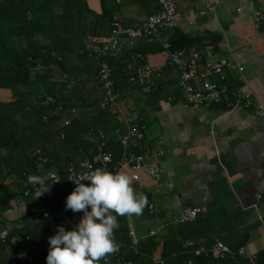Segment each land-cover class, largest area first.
Listing matches in <instances>:
<instances>
[{
  "label": "crops",
  "instance_id": "1",
  "mask_svg": "<svg viewBox=\"0 0 264 264\" xmlns=\"http://www.w3.org/2000/svg\"><path fill=\"white\" fill-rule=\"evenodd\" d=\"M253 1L255 8L264 9V0ZM175 2L176 26L162 30L160 41L139 39L132 44L125 43L122 54L115 57L135 65L130 62L138 53L144 59L142 64L154 72L152 94H143L125 80L120 84L121 96L126 98L124 110L144 126L143 148L151 160L158 161L162 170L158 181L141 174L132 185L136 192L147 196L159 213L151 217L142 212L133 215L130 221L138 238L154 240L144 242L142 251L152 252L153 264H174V257L186 241L209 246L219 240L232 249L244 246L259 254L264 251V117L258 118L252 109L230 110L228 104L232 103L237 89L248 95L253 106L264 103V24L255 28L245 0H225L203 16L199 15L206 7L203 2ZM86 5L100 14L99 0H86ZM119 6L116 12L128 29H137L157 11L154 0L133 3L122 0ZM174 35L188 39L187 46L191 41L189 47L175 50H184L186 61L191 53H198L200 71L206 63L220 59L235 65L220 75L209 77V81L224 86L229 92L227 103L197 110L185 108L178 87L180 71L169 64L164 48V44H169V50H174L170 45L172 39L175 45L184 41L173 38ZM207 51L211 57L205 56ZM80 61L81 81L71 84L72 91L75 87L87 91L96 83L95 65L82 56ZM91 79L95 81L88 82ZM191 83L196 89L201 88L199 76ZM10 96L8 90H0L1 101H9ZM93 111L92 107L85 108L86 114L83 112L78 125L91 121ZM114 123L111 122V126H116ZM158 151H162V155H158ZM257 195H261V199L254 208ZM186 208H199L202 212L192 222L176 223ZM20 209L16 211L18 216L27 213L25 207ZM14 212L5 218L11 220ZM151 231L155 234L150 235ZM155 242H158L156 246Z\"/></svg>",
  "mask_w": 264,
  "mask_h": 264
},
{
  "label": "trees",
  "instance_id": "2",
  "mask_svg": "<svg viewBox=\"0 0 264 264\" xmlns=\"http://www.w3.org/2000/svg\"><path fill=\"white\" fill-rule=\"evenodd\" d=\"M135 1L127 0L128 3ZM154 1L158 12L159 4L157 0ZM99 4L100 14H96L87 7L86 0H0V90H8L11 95L9 101L0 100V227L9 231L6 241L0 244V264H46L48 249L44 241L55 235L56 229L53 232L49 230L42 212L46 210L51 220H59L67 215V164L91 157L100 144L102 151L110 154L114 160L123 152L117 137L107 134L112 127H117L111 126L114 116L100 107L98 62L104 60L109 65L116 91L122 92L120 84L125 80L129 86L139 88L143 93L140 86L129 81V76L136 72V67L144 59L136 53L130 62L135 63L132 67L119 60L122 57L116 60L125 44L120 51L108 53L105 57H99L92 51L93 45L88 43L87 38L109 37L110 16L120 7L114 0H99ZM173 38L184 41L175 45L172 39V49L187 46L188 39L183 36L174 35ZM80 56L95 65L96 81L91 79L88 82L96 83L87 91L77 87L72 91L71 84L81 81V69L78 67ZM153 90L151 79V88L143 94H152ZM179 90L184 99L183 90L180 87ZM45 96L56 98L55 105H43ZM120 96L119 108L130 116L124 110L125 103L122 102L123 96ZM87 107L94 108L90 115L92 120L82 124V127L78 123L86 114ZM65 120L69 122L67 126L63 124ZM143 141L144 138L136 147L129 146L128 150L138 154L147 153ZM37 150H40L46 162L36 160ZM37 168L41 172L49 170L56 173L64 187L35 199L34 195L24 196L30 187L27 177L37 175ZM21 206L25 207L27 213L18 216L15 221L5 218L12 211H21ZM143 212L154 217L145 208ZM117 219L120 227L115 230V239L120 247L118 253L107 257V264H117L119 257L135 264H153L152 252L145 254L142 251L144 242L148 244L154 240H141L134 229L138 243L131 248L132 238L127 225L130 218ZM11 238H16L15 243H11ZM19 251L23 252L24 261L15 259ZM180 253L174 257V264H184L187 259H192L195 264H220L211 259L195 258L182 248ZM229 262L226 260L225 264ZM100 264H104V261ZM255 264H264V251L258 254Z\"/></svg>",
  "mask_w": 264,
  "mask_h": 264
},
{
  "label": "built area",
  "instance_id": "3",
  "mask_svg": "<svg viewBox=\"0 0 264 264\" xmlns=\"http://www.w3.org/2000/svg\"><path fill=\"white\" fill-rule=\"evenodd\" d=\"M122 0H114L115 4H121ZM206 4L204 10L199 12V15L203 16L207 12L212 11L215 7L223 4L225 0H197ZM160 10L155 14L149 16L145 22L141 24L137 29L125 28L122 24V16L118 15L117 12H113L110 16V28L111 34L109 37H88V43L93 45L92 51L96 53L99 57H105L108 53L120 51L125 43L132 44L135 40L139 39H156L160 41V34L162 30H169L176 26L175 20L177 18L176 2L175 0H157ZM246 6L248 7L250 15L254 19V26L258 28L264 24V9L255 8L253 0H245ZM236 11H239L237 9ZM169 44H164V48L167 51V60L171 66L176 67L180 71L179 76V87L184 93V106L190 110H197L202 106H210L211 104H219L222 102L229 101L226 88L224 86L212 83L209 81V77L212 75H220L224 70H230L235 67L229 60L220 59L215 62H208L205 68L200 71L198 68V63L201 61V56L198 53H191L189 60L186 61L183 58L184 50H169ZM205 56L211 57L209 51L205 53ZM141 60V56H138ZM135 66L130 64V67ZM129 67V68H130ZM241 70L240 67H238ZM135 73L129 76V81L135 85L142 88L143 93H146L151 88V79L153 75V70L145 65L141 64L136 67ZM199 76L201 79V88L196 89L191 81ZM98 83L101 86V100L100 107L103 110L108 111L114 116L113 121L115 122L117 128H112L108 135L114 134L122 149L120 157L116 160L113 157L102 151V144L98 145V151L91 157H84L80 159L77 163L69 162L66 166V180L69 183V188L67 193L69 194L75 188V184L69 179H75L82 174L94 171L96 168H103L110 172L124 171L127 174L134 177V181L140 179L141 174L147 175L150 179L158 181L161 178L162 170L159 166L157 160H151L150 155L138 154L128 150L129 146L136 147L139 142L144 138V127L140 124L138 119L132 116H126L119 107L121 95L119 91H116L114 87V82L111 78V70L109 65L101 60L98 62ZM121 97V96H120ZM122 98V97H121ZM123 99V100H122ZM122 102L126 101L123 97ZM232 103L228 104L230 110L234 108H241L243 110L252 109V113L258 118L264 117V103L253 104L249 99L248 95L244 94L240 89L234 90L233 96L231 98ZM57 102L56 98L52 96H45L42 100V104L45 106L55 105ZM252 105V106H251ZM59 112V111H57ZM56 113V112H53ZM46 116L43 118L45 119ZM68 120L64 121V126L68 125ZM119 124V125H118ZM120 125L125 129V132L121 130ZM104 136L103 133H100ZM89 135H86L88 138ZM63 138V134H61ZM36 160L40 163L46 162V159L41 154L40 150L36 151ZM162 151H158V155H162ZM157 155V156H158ZM37 175L48 176L50 179L47 180L48 184L53 182V179L59 180L56 173L53 171L41 172L37 168ZM88 183L87 180L83 181ZM30 184V187L26 189L24 196L34 195L35 188ZM62 182H53L50 186V191H56L59 188H63ZM261 199V195H257L255 198V203L252 207L256 208L257 204ZM145 210L152 216H156L159 211L154 206V204L147 199V205ZM202 212L199 208H186L184 209L176 219V223L184 224L194 221L198 214ZM83 215L82 212L73 213L68 210L65 217L59 220H51L49 213L45 210L42 212V217L48 222L49 230L54 231L57 226H64L65 230H71L73 226L79 222V219ZM128 232L131 236V248H135L138 243V238L135 237L134 227L131 221H127ZM66 227H69L66 229ZM8 229L0 227V244H3L8 238ZM155 232L151 231L150 235H154ZM50 237V236H49ZM16 238H11V243ZM44 246L48 249V237L44 241ZM184 251H189L195 258L211 259L220 264H225L226 260H229V264H255L258 260V253L249 251L246 247L240 246L232 249L228 245L224 244L222 241L215 240L209 246H204L195 241H186L181 247ZM118 253V252H117ZM19 251L15 255V259H20L24 261V254ZM14 260V259H13ZM117 264H135L132 261H126L123 257L117 258ZM184 264H195L192 259H187ZM227 264V263H226Z\"/></svg>",
  "mask_w": 264,
  "mask_h": 264
},
{
  "label": "clouds",
  "instance_id": "4",
  "mask_svg": "<svg viewBox=\"0 0 264 264\" xmlns=\"http://www.w3.org/2000/svg\"><path fill=\"white\" fill-rule=\"evenodd\" d=\"M48 179V176L28 175L27 182L38 186L34 199L48 193L53 182L60 181L52 178L53 182L48 184ZM69 180L76 186L65 199V209L83 215L71 230L57 226L55 235L48 237L46 264H100L101 261L107 264V257L117 253L120 247L115 239V230L120 227L117 218L141 215L147 196L136 192L132 186L134 177L124 171L96 168Z\"/></svg>",
  "mask_w": 264,
  "mask_h": 264
},
{
  "label": "rangeland",
  "instance_id": "5",
  "mask_svg": "<svg viewBox=\"0 0 264 264\" xmlns=\"http://www.w3.org/2000/svg\"><path fill=\"white\" fill-rule=\"evenodd\" d=\"M11 216V220H13L14 219V221L16 220V219H18L19 217H18V214H17V212L15 211L12 215H10Z\"/></svg>",
  "mask_w": 264,
  "mask_h": 264
}]
</instances>
